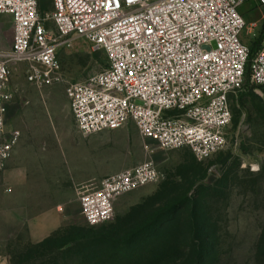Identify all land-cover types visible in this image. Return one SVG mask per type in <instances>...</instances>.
Masks as SVG:
<instances>
[{"label":"built area","instance_id":"2783aa9c","mask_svg":"<svg viewBox=\"0 0 264 264\" xmlns=\"http://www.w3.org/2000/svg\"><path fill=\"white\" fill-rule=\"evenodd\" d=\"M247 1L53 0L52 14L44 17L39 0H0V19L8 18L13 29L11 48L0 49V174L22 137L8 125L14 67L26 65L27 82L39 89L62 83L60 52L76 40L108 62L101 73L67 87L83 137L133 125L147 152L189 149L201 162L212 158L228 144L232 95L248 74L264 87V40L253 59L244 43L249 26L240 8ZM255 1L264 7V0ZM161 178L150 159L82 186L87 224L111 223L122 196Z\"/></svg>","mask_w":264,"mask_h":264},{"label":"rangeland","instance_id":"374dc122","mask_svg":"<svg viewBox=\"0 0 264 264\" xmlns=\"http://www.w3.org/2000/svg\"><path fill=\"white\" fill-rule=\"evenodd\" d=\"M42 7H50V12H41L48 17L53 0H43ZM240 12L249 26L244 43L251 49L264 38V7L249 0ZM252 24L256 27L251 28ZM47 28L56 33L49 19ZM12 41V25L3 19L0 49H10ZM59 58L64 81L42 89L27 82L26 65L14 67L15 98L8 125L22 137L5 171L16 173V177L2 189L6 196L0 193V200L13 202L15 215L13 226H0L1 258L8 264H83L79 252L84 249H70L103 238L116 243L112 253L123 257L139 248L127 236L136 222H142L139 207L157 209L168 201L183 199L187 192L189 197L199 192L218 226L214 264H264V93L260 87L247 77L244 87L232 95L228 144L201 162L189 149L151 148L147 152L133 125L83 137L75 125L67 87L104 71L107 58L82 40L62 48ZM150 159L160 170L161 180L122 196L111 223L90 227L78 195L85 186L82 183L100 181ZM52 215L63 222L62 228L49 237L52 243L46 249L35 248L28 241V222Z\"/></svg>","mask_w":264,"mask_h":264},{"label":"trees","instance_id":"16d2710c","mask_svg":"<svg viewBox=\"0 0 264 264\" xmlns=\"http://www.w3.org/2000/svg\"><path fill=\"white\" fill-rule=\"evenodd\" d=\"M39 1L41 12L51 11L50 7H42L43 0ZM263 40L250 49L251 59ZM260 90L264 93V87H260ZM197 194L189 197L187 192L183 199L168 201L157 209L145 205L139 207L137 211L141 213L138 219L142 222L140 225V221L136 222L127 235L128 241H134L139 248L129 250L123 257L112 253L116 243L109 238L100 239L104 240L101 242L90 241L70 250L84 249L79 252L85 259L83 264H214L218 248V226L210 218L205 198L199 196V192ZM51 243L52 238H48L35 248L46 249ZM105 243L109 246L104 247L102 244Z\"/></svg>","mask_w":264,"mask_h":264},{"label":"crops","instance_id":"0c3cea01","mask_svg":"<svg viewBox=\"0 0 264 264\" xmlns=\"http://www.w3.org/2000/svg\"><path fill=\"white\" fill-rule=\"evenodd\" d=\"M8 20V18H1V20ZM14 177H16V173L13 172H5L0 174V193L2 197H5V193L2 190L5 185H11V180H14ZM96 181L90 180V181H84L82 185H87L92 182ZM0 207L7 208V210L4 212V210H0V226L4 228V226H13L15 222V215H14V205L13 202L5 201L4 199L0 200ZM2 208V209H3ZM1 209V208H0ZM10 209V210H9ZM5 217V222H3L4 215ZM52 216L54 218H52ZM51 217H36L28 222V230H27V236H28V241L31 242L32 244H40L46 239H48L52 234L56 233L57 231L60 230L63 226V222L58 221L55 219V216L57 215H52ZM0 227V231L3 230V228ZM4 255V253L0 254V264H8L7 260L5 261V258H1Z\"/></svg>","mask_w":264,"mask_h":264}]
</instances>
